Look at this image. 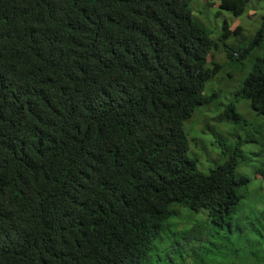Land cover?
<instances>
[{
  "label": "trees",
  "instance_id": "16d2710c",
  "mask_svg": "<svg viewBox=\"0 0 264 264\" xmlns=\"http://www.w3.org/2000/svg\"><path fill=\"white\" fill-rule=\"evenodd\" d=\"M190 1L0 0V264H103L129 232L143 248L125 264L162 238L156 264H264V196L232 178L236 153L217 177L176 173L194 162L182 123L216 98L225 61L248 65L222 109L230 146L264 135V6L252 36L226 42ZM218 1L232 17L248 2ZM179 209L203 218L181 226Z\"/></svg>",
  "mask_w": 264,
  "mask_h": 264
},
{
  "label": "clouds",
  "instance_id": "9594fccd",
  "mask_svg": "<svg viewBox=\"0 0 264 264\" xmlns=\"http://www.w3.org/2000/svg\"><path fill=\"white\" fill-rule=\"evenodd\" d=\"M257 2H259V1L248 0L247 4L248 5L249 4H257ZM261 2L264 3V0H261ZM218 3H219V1H218ZM247 4H246V7L244 8V11L246 10L247 7H249V6H247ZM243 12H242V14H243ZM262 13H261V15H262ZM242 14L240 16H242ZM261 15H260V20H259L258 25L261 22ZM228 28H229L228 29L229 33L226 35V38L231 36V34H233V37H234V30L242 31V28L239 25H234L232 27L230 26ZM226 38H225V41H226ZM220 50H221L220 47H218L214 50L213 53L219 54L222 57V55H224L223 54L224 51L221 50L222 51V54H221ZM210 56H208V59L206 60L207 61L206 64L208 66L212 67L213 63H216L219 61L209 62L208 60H209ZM213 86H215V85H213ZM232 91H228V93L231 94L230 99H226L223 102L219 103V105L215 106L216 108L214 109L215 113H214L213 118L208 119V117H207L205 119H199L200 118L199 114L201 113L200 108L203 107V106H200L199 109L197 111H195L194 118L191 122H189V119L192 118L193 114L185 120L186 125H188L190 127L185 132L186 145L187 146L185 145V147H186L185 154L182 153V155H183L185 160L193 159V161H194L193 162V168L188 169V170H179L176 173H178L177 174L178 176L183 177V178H193V177H197V176H202V174L207 175L209 177L211 175V173L213 172L217 177L225 171V169H226V158H228V155L231 156L233 153H236V156H235L236 165H235L234 171L232 170V173H231L232 178H237L241 182H244L246 184V188L249 192L248 196L250 194H251L252 198H255L256 196H259V195L264 196V167H263V165H264V135H263L262 130L260 132H255V131H253L254 129H252V131L250 132V134L253 132L252 133L253 134L252 140L249 141V139H247V140L241 141L237 148L235 146H232V145L230 146L229 142L233 141L234 138L231 137L232 139H229V136H231L229 132H228L227 136L225 135V132L221 133V128H222L220 126L221 122L228 124V130H229V124H230V126L233 125L232 122L229 121V118H227L224 115L225 113L222 111L224 104L227 102H231L234 99V95H233ZM217 97H218V89H217V96L214 100H216ZM240 101H242V102H240ZM210 104H207L204 106H208ZM240 106L242 107V111H240ZM235 110L238 111L246 119L251 118V116L253 115V111L249 108L247 102H245L243 99L239 100L237 102ZM189 123H191V124L189 125ZM212 123H215V125L217 127L214 126ZM249 127H251L250 124L246 125L244 129H248ZM206 129L209 132H213V134H215V135H220V137L222 138L223 144L229 143V149H221V150L218 149L217 150V156H219V157L221 156L222 157L221 160L219 162L215 163L211 169L207 168V169L202 170L199 168V166L197 164V160H195L194 157L189 155L188 143H189V133L190 132H195L194 130H197L196 132L208 134L207 132L204 131ZM236 131L241 132L240 127L237 126ZM209 136L212 138V135H209ZM246 142H251V144H253L255 149H249V148L245 147ZM223 153L226 156H224ZM248 155H259V161L253 162L251 157H246ZM227 172H228V170L225 172V174H227ZM180 210L181 209H179V211ZM182 210L185 211V209H182ZM188 213H190V212H188ZM197 213L201 214L202 215L201 218H203V214H204L203 211L199 210L196 213L191 212L192 216H194V217ZM179 214H180V219H178L177 223H181V218H182L183 213H179ZM194 219H193L192 223H190L191 225L189 224L188 226L193 225ZM186 223H188V222H186ZM133 237H134V235L131 234L130 232L128 233V235L126 233H124V234L121 233L120 239L117 241V243H115L114 249H112L111 251H107L103 254H99V256L106 258L105 261L103 262V264H125V261L128 258V256L135 254L138 251H141L142 250L141 248H143V247H141V245H139V243L137 241H134ZM163 241H165L164 238H162L159 242L154 244V246H156V247L152 248L149 251H145L144 257L141 260H138V262L144 261V262H146V264H156L159 257L164 256V254L161 252L162 251L161 247L159 246V244ZM157 248L160 250L161 253H159L157 251ZM168 248H170V247L168 246ZM167 264H172V263L169 262Z\"/></svg>",
  "mask_w": 264,
  "mask_h": 264
},
{
  "label": "rangeland",
  "instance_id": "374dc122",
  "mask_svg": "<svg viewBox=\"0 0 264 264\" xmlns=\"http://www.w3.org/2000/svg\"><path fill=\"white\" fill-rule=\"evenodd\" d=\"M249 7L246 8V10L243 12L242 16L232 17L229 10L220 8L218 6V0H191L190 1V11H191V17L194 21L199 22L201 25H203L205 28L209 29L212 34V38L218 39L219 33L222 30L221 25L223 22L226 23L228 27H232L234 25H239L242 28V32L244 35V39L249 38L252 36L253 31L256 29L259 20L260 15L263 12L262 6H264V3L261 1L257 2V4H249ZM230 16V17H229ZM240 39V40H243ZM233 39V34L231 36L226 38L227 42H231ZM221 51V50H220ZM260 52V49H257L255 53ZM222 54V51H221ZM222 58L226 57L222 55V57L219 54L212 53V55L209 58V62L211 61H221ZM226 61L223 64V69L220 70L219 78L213 81L209 82V85L214 83L216 88L218 89V97L216 100H214L210 105L203 106L200 108V114L199 119H205L208 117V119L213 118L214 116V109L216 108V105H219V103L223 102L226 99H230V93L228 91H232L238 87V85L241 82L242 77L245 75L248 65L244 63L243 67L239 70L238 67L233 66L232 72L233 74H228L225 70L226 67ZM237 83V84H236ZM204 92H207V88H203ZM244 100V99H243ZM247 102L246 100H244ZM196 110L193 112L195 113ZM240 111H242V107L240 106ZM194 113L192 115V118L189 119V122H191L194 118ZM191 123H189L190 125ZM214 126L215 123H212ZM221 133L225 132V135H228V131L230 130L231 126L229 124V130H228V124L221 122L220 123ZM182 127L185 129H188L190 126L186 125V121L182 123ZM217 127V126H216ZM198 130V129H197ZM197 130H194L195 132L189 133V155L194 157L197 155L196 160L197 164L200 169H211L215 163L219 162L221 160V156H217V150L214 149L213 146H217V143H211L212 138L209 135H215L213 132H209L207 129L204 130L208 134L196 132ZM243 132L236 131L235 134H242ZM245 147L249 149H255L253 144L251 142H246ZM246 157H251L253 162L259 161V155H248ZM264 167V165H263ZM180 213H183L181 218V223H186L185 225L181 226H188L190 223H192L194 218H201L202 215L197 213L194 216H192L191 213L185 212L182 209L180 210ZM191 225V224H190ZM169 240L165 239V241L161 242L159 246L161 247V252L163 254L167 253L169 250L168 248ZM244 260H242V263ZM246 264V263H244Z\"/></svg>",
  "mask_w": 264,
  "mask_h": 264
}]
</instances>
